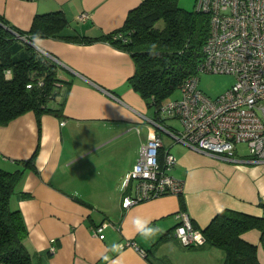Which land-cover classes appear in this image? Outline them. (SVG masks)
Returning a JSON list of instances; mask_svg holds the SVG:
<instances>
[{
	"label": "crops",
	"instance_id": "obj_1",
	"mask_svg": "<svg viewBox=\"0 0 264 264\" xmlns=\"http://www.w3.org/2000/svg\"><path fill=\"white\" fill-rule=\"evenodd\" d=\"M141 1L0 0V14L26 30L36 13L61 10L69 21L63 34L97 36L119 28ZM82 12L87 18H79ZM45 38L60 76L71 81L63 114L45 113L38 121L30 110L0 124V167L24 168L10 204L21 211L35 264H112L117 258L122 264H222L218 247L179 243L178 213H187L200 229L224 208L264 216V162L250 158L241 143L233 156L214 154L153 125L154 110L127 81L134 71L127 51L102 40ZM154 132L162 138L160 154L176 158L168 172L181 180L182 190L124 207L123 197L135 192V181L125 184V177ZM33 153V166H25ZM137 216L150 219L160 232L141 237L132 225ZM99 225L104 227L97 234ZM261 231L246 229L241 238L256 245L257 260L264 264ZM126 241L137 247L123 246L122 256L111 251Z\"/></svg>",
	"mask_w": 264,
	"mask_h": 264
},
{
	"label": "trees",
	"instance_id": "obj_2",
	"mask_svg": "<svg viewBox=\"0 0 264 264\" xmlns=\"http://www.w3.org/2000/svg\"><path fill=\"white\" fill-rule=\"evenodd\" d=\"M68 25L61 10L36 13L26 30L14 27L0 14L1 125L30 110L38 121L45 113L61 116L71 83L60 76L58 61L51 56L40 57L11 29L25 38L40 31L44 37L77 43L107 41L127 51L134 63L128 83L154 110V119L165 125L158 117L159 108L187 77L196 74L209 31V16L182 8L178 0H142L127 12L119 28L109 32L65 35L62 31ZM33 157L34 153L25 166H33ZM23 172L24 168L9 171L0 167V264H35L38 259L25 244L27 227L21 211L10 204ZM252 227L261 228L264 240V216L224 208L201 230L206 243L223 251L222 264H259L256 245L241 238V233Z\"/></svg>",
	"mask_w": 264,
	"mask_h": 264
},
{
	"label": "built area",
	"instance_id": "obj_3",
	"mask_svg": "<svg viewBox=\"0 0 264 264\" xmlns=\"http://www.w3.org/2000/svg\"><path fill=\"white\" fill-rule=\"evenodd\" d=\"M194 9L209 16L203 57L196 74L180 86L182 97L164 102L158 111L160 118L177 119L180 125H164L158 119L151 122L174 140L202 151L233 156L236 145L241 143L250 158L264 162V0H195ZM87 16L82 12L79 18ZM201 71L229 73L235 81L224 92L210 97L197 86ZM161 147L160 134H149L125 177V184L135 181V192L123 197L124 207L182 190L181 180L168 172L176 158L168 151L160 154ZM178 216L174 232L179 243H204L205 235L187 213L179 212ZM104 225L95 228L97 234ZM122 245L136 246L132 241Z\"/></svg>",
	"mask_w": 264,
	"mask_h": 264
},
{
	"label": "rangeland",
	"instance_id": "obj_4",
	"mask_svg": "<svg viewBox=\"0 0 264 264\" xmlns=\"http://www.w3.org/2000/svg\"><path fill=\"white\" fill-rule=\"evenodd\" d=\"M179 6L186 10H193L195 0H178ZM9 75V73H7ZM197 86L201 89L205 94L210 97H215L220 93L224 92L228 89L233 82L235 81V77L229 73L223 72H205L201 71L197 74ZM182 97L181 88L175 89L169 96L165 99V103L180 99ZM166 123L172 124L174 126L179 127L180 122L177 119H166ZM157 262V259H155Z\"/></svg>",
	"mask_w": 264,
	"mask_h": 264
},
{
	"label": "clouds",
	"instance_id": "obj_5",
	"mask_svg": "<svg viewBox=\"0 0 264 264\" xmlns=\"http://www.w3.org/2000/svg\"><path fill=\"white\" fill-rule=\"evenodd\" d=\"M26 39L28 43H30L32 47L36 50L40 57L48 58L50 56V49L48 48L47 40L40 31L33 33L30 37ZM152 50L153 54H155V45L152 46ZM132 225L135 231L146 240L152 239L160 232V228L158 226L153 225L150 219H146L144 217H134L132 219ZM122 249V244H113L111 246V251L121 252V256L123 255L121 251ZM112 264H122V261L120 258H117L116 260L112 261Z\"/></svg>",
	"mask_w": 264,
	"mask_h": 264
},
{
	"label": "water",
	"instance_id": "obj_6",
	"mask_svg": "<svg viewBox=\"0 0 264 264\" xmlns=\"http://www.w3.org/2000/svg\"><path fill=\"white\" fill-rule=\"evenodd\" d=\"M7 29H8V28H7ZM23 40H25L26 42H28L26 38H23Z\"/></svg>",
	"mask_w": 264,
	"mask_h": 264
}]
</instances>
